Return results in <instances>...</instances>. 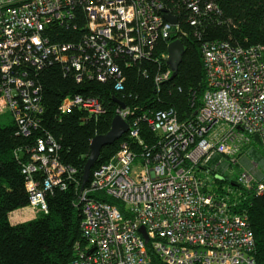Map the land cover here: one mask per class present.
Listing matches in <instances>:
<instances>
[{
	"label": "built area",
	"instance_id": "2783aa9c",
	"mask_svg": "<svg viewBox=\"0 0 264 264\" xmlns=\"http://www.w3.org/2000/svg\"><path fill=\"white\" fill-rule=\"evenodd\" d=\"M75 1L0 0V108L11 111L24 136L40 128L44 106L32 83L9 77L10 71L20 64L21 51L35 58L28 42L47 55L45 31L71 17ZM194 1L199 10L205 0ZM165 9L177 16L175 24L165 18ZM88 10V43L103 59L113 54L148 58L157 41L166 40V52L156 57L163 66L156 86L172 78L168 46L185 34L179 15L163 0H97L89 2ZM202 52L208 89L195 117L182 120L174 108L116 102V115L130 126L124 135L128 139L93 168L86 187L78 191L81 240L68 264H155L154 259L158 264H256L249 217L235 212L233 202L249 192L264 193V46L215 40L205 42ZM109 62L113 74L117 64ZM108 75L103 71L99 77ZM74 107L89 116L104 111L95 98L80 95L66 96L60 109L68 113ZM146 130L155 133L154 140L144 142ZM35 143L22 163L28 207L35 214L48 213L46 189L66 188L78 171L59 163L50 134L39 135ZM235 169L236 179L229 176ZM44 171L45 188H40L35 174ZM96 192L122 208L93 197Z\"/></svg>",
	"mask_w": 264,
	"mask_h": 264
},
{
	"label": "trees",
	"instance_id": "16d2710c",
	"mask_svg": "<svg viewBox=\"0 0 264 264\" xmlns=\"http://www.w3.org/2000/svg\"><path fill=\"white\" fill-rule=\"evenodd\" d=\"M94 1L97 0H76L71 17L45 31L47 55L37 52L28 42L35 58L30 59L21 51L20 64L10 71L9 77H20L32 83L44 113L40 128L29 136L18 133L14 120L0 124V264H68L73 260L74 245L81 240V209L76 202L84 165L94 136L111 128L116 115V98L138 105V108H174L182 120L193 118L208 89L203 44L224 40L245 48L264 46V0H205L199 4V10L194 6L197 3L194 0H163L170 12L180 17L185 48L176 76L156 86L163 69L156 57L159 52H166L167 41L158 40L148 58L113 54L108 61L103 59L101 53L88 43L91 34L88 6ZM109 61L117 64L113 74L106 66ZM75 63H80L81 69ZM103 71L110 74L105 79L99 77ZM78 95L95 98L104 111L98 116H89L83 109L74 107L70 112L62 113L60 108L64 98ZM47 134L54 139L53 154L59 163L65 168L77 169L76 181L67 179L66 174V188L54 185L45 191L48 213L13 223L11 213L29 205L22 163L29 159L28 152L35 147L36 138ZM141 137L144 142H149L156 136L146 130ZM125 139L127 136L105 146L93 168L108 161ZM133 146L140 148L134 142ZM19 148L24 150L18 156ZM46 175L45 171L35 174V179L41 182L40 188H45ZM224 182L227 181L220 183ZM92 196L122 208L119 201L104 192ZM233 203L235 212L249 217L255 240L253 256L256 264H264V193L249 192ZM154 263L159 262L154 259Z\"/></svg>",
	"mask_w": 264,
	"mask_h": 264
},
{
	"label": "water",
	"instance_id": "95a60500",
	"mask_svg": "<svg viewBox=\"0 0 264 264\" xmlns=\"http://www.w3.org/2000/svg\"><path fill=\"white\" fill-rule=\"evenodd\" d=\"M164 11L165 18L175 24L178 20L177 16L169 14L166 9ZM184 48L185 46L181 39H176L169 43V64L173 69L172 78H174L177 74L178 66L182 61ZM115 100L122 107H125L126 104L123 101L118 98ZM129 127V123L124 118L120 115H115L112 120L110 130L104 134H97L94 136L90 143V154L83 169L81 190H83L89 182L93 167L96 165L102 149L105 146L111 145L121 139L129 131ZM255 139L259 141V135H255ZM141 231L145 234L146 241H148L149 238L145 233V228L141 227Z\"/></svg>",
	"mask_w": 264,
	"mask_h": 264
},
{
	"label": "rangeland",
	"instance_id": "374dc122",
	"mask_svg": "<svg viewBox=\"0 0 264 264\" xmlns=\"http://www.w3.org/2000/svg\"><path fill=\"white\" fill-rule=\"evenodd\" d=\"M12 121H13V116L11 114V111L6 107H3V108L1 107L0 108V124L6 125V124L11 123ZM238 174H239V170L235 169L233 172V175L229 174V176H232L234 179H236L238 177ZM225 176H228V174H226ZM32 214H35V211L30 209L29 207H25L23 210H20L19 212V215L22 216L23 218H28Z\"/></svg>",
	"mask_w": 264,
	"mask_h": 264
},
{
	"label": "crops",
	"instance_id": "0c3cea01",
	"mask_svg": "<svg viewBox=\"0 0 264 264\" xmlns=\"http://www.w3.org/2000/svg\"><path fill=\"white\" fill-rule=\"evenodd\" d=\"M24 208H22V209H18V210H16V211H14V212H12L11 213V215H10V218H11V221L13 222V223H19V222H23V221H26V220H29V219H32V218H34L37 214H32L30 217H28V218H23L22 216H20L19 215V212H20V210H23ZM16 215V216H15Z\"/></svg>",
	"mask_w": 264,
	"mask_h": 264
}]
</instances>
